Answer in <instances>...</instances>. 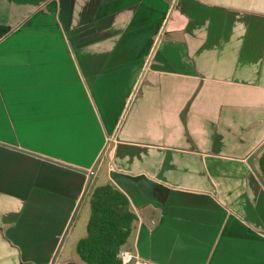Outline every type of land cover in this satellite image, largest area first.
Masks as SVG:
<instances>
[{"label": "crops", "instance_id": "obj_1", "mask_svg": "<svg viewBox=\"0 0 264 264\" xmlns=\"http://www.w3.org/2000/svg\"><path fill=\"white\" fill-rule=\"evenodd\" d=\"M105 148L122 264H264V0H0V264H84Z\"/></svg>", "mask_w": 264, "mask_h": 264}, {"label": "trees", "instance_id": "obj_2", "mask_svg": "<svg viewBox=\"0 0 264 264\" xmlns=\"http://www.w3.org/2000/svg\"><path fill=\"white\" fill-rule=\"evenodd\" d=\"M256 167L264 184V149L257 156ZM85 202V233L75 243L78 259L84 264H121L119 251L134 233L138 219L127 196L106 181L92 184Z\"/></svg>", "mask_w": 264, "mask_h": 264}, {"label": "rangeland", "instance_id": "obj_3", "mask_svg": "<svg viewBox=\"0 0 264 264\" xmlns=\"http://www.w3.org/2000/svg\"><path fill=\"white\" fill-rule=\"evenodd\" d=\"M106 151L107 148L104 149V152L101 155L100 160L98 161V163L96 164V166H94L88 176V180L86 182V189L84 191L83 197L81 199L84 198V201L86 200V196H87V192L89 190V188L91 187L92 184H99L101 182H103L106 178V171H105V161H106ZM100 163V164H99ZM102 164V166H101ZM100 165V166H99ZM87 205L84 206V208L79 207V209L76 211L75 214V218H74V226L73 227V236L78 234V233H84V227H85V223H86V219H87V215H88V211H87Z\"/></svg>", "mask_w": 264, "mask_h": 264}, {"label": "built area", "instance_id": "obj_4", "mask_svg": "<svg viewBox=\"0 0 264 264\" xmlns=\"http://www.w3.org/2000/svg\"><path fill=\"white\" fill-rule=\"evenodd\" d=\"M120 260H121V264L124 263L125 261H127L128 259V253L125 250H120L119 254H118Z\"/></svg>", "mask_w": 264, "mask_h": 264}]
</instances>
